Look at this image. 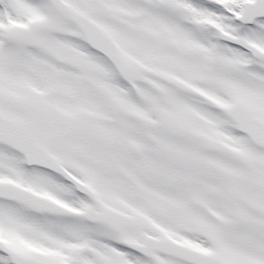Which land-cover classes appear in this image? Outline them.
I'll return each mask as SVG.
<instances>
[{"label": "snow or ice", "instance_id": "obj_1", "mask_svg": "<svg viewBox=\"0 0 264 264\" xmlns=\"http://www.w3.org/2000/svg\"><path fill=\"white\" fill-rule=\"evenodd\" d=\"M0 264H264V0H0Z\"/></svg>", "mask_w": 264, "mask_h": 264}]
</instances>
